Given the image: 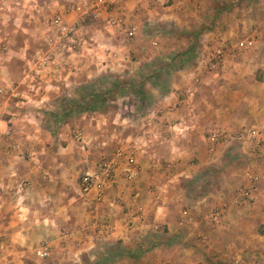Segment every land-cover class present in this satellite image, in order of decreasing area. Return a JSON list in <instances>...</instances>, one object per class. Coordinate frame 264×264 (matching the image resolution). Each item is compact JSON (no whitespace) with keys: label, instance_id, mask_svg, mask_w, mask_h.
<instances>
[{"label":"crops","instance_id":"crops-1","mask_svg":"<svg viewBox=\"0 0 264 264\" xmlns=\"http://www.w3.org/2000/svg\"><path fill=\"white\" fill-rule=\"evenodd\" d=\"M151 2L162 7H151ZM122 3L126 20L140 28L145 17L149 21L195 19L193 27L186 23L189 27L180 29L190 36L180 47L183 57H165L157 63L160 72L151 75L154 84L166 86L146 93L152 103L134 101L114 121L120 122L115 127V145L124 144L129 155L135 154L137 176L129 180L126 164H121L116 183L97 200L80 191L74 154L56 153L48 137H33L36 156L29 151L2 153L0 235L10 245L7 252L12 247L9 252L14 258L25 257L26 243L47 237L62 243L52 250L54 264L68 256L74 264H82L80 256L91 254L99 222L114 226L112 231L105 229L110 233L106 239L132 245L143 236L147 230L137 216L140 208L165 226L164 236L140 259L124 257L112 264L167 260L171 264H264V0ZM95 24L91 31H98ZM221 45L227 52L219 68L211 71L210 56ZM102 115L89 124L106 132L108 119ZM249 128L260 133L219 142L211 151L210 131L240 133ZM2 147L0 143V153ZM99 147L98 152L109 154L108 148ZM250 175L257 182L252 202L240 193ZM216 208L223 209L219 224L198 221ZM184 209L192 212L196 222L178 224Z\"/></svg>","mask_w":264,"mask_h":264},{"label":"rangeland","instance_id":"rangeland-1","mask_svg":"<svg viewBox=\"0 0 264 264\" xmlns=\"http://www.w3.org/2000/svg\"><path fill=\"white\" fill-rule=\"evenodd\" d=\"M73 1L75 0H13V3L9 4L8 0L7 10L2 14L3 19L0 16V76L6 91L4 95H0V120L3 131L0 135V143L3 144L0 156L1 161L2 153L29 151L30 156H36L37 147L33 137L39 134L41 138L48 137L56 153L74 154L76 162L73 168L80 171V187L81 176L88 167L95 169L98 161L112 157L118 147L130 153L124 144L115 145V127L120 126V122L114 121L121 113L129 111L131 105L135 104L134 101H137V104L146 101L152 103L147 99L146 93L155 86L160 89L166 86L163 82L154 84L150 80L151 75L160 72L157 71L160 69L157 63L165 57H183L180 47L188 42L190 36L181 33L180 29L186 23L193 27L195 19L149 21L145 17L144 27L139 26V31L133 36L120 33L115 28H107L99 22L95 24L98 31H91L92 27L88 29L87 36L91 38L74 54L58 56L54 63L43 62L49 51L45 41L48 20ZM150 4L151 7H162V4L155 2ZM187 25L185 27H189ZM2 45L7 48H2ZM96 92L105 93L103 101H92L90 93ZM102 114L108 119L106 126L109 130L106 132L89 124L90 121L96 123L95 118L102 117ZM125 125L129 124L125 122ZM104 139L107 142L103 145ZM90 141L97 142V146L92 147ZM99 146L108 148L109 154L98 152ZM132 156L133 163L137 166L133 152ZM2 164L3 162L0 166ZM121 164L126 162L121 161ZM83 165L86 168H83ZM119 171L120 166L118 173ZM23 186L25 187L24 182ZM3 214L0 212V216ZM60 217L65 223L67 218L63 215ZM103 224L107 223L95 224L98 237L92 238L94 246L91 254H81L79 261L82 264H97L100 261V253H106L107 247L111 245H151L160 241L166 230L165 226L159 223L161 230H147L143 236L136 238L132 245H127L120 239H106L110 233L101 228ZM111 226L114 230V226ZM6 244L0 235V264H54L57 260L52 250L61 247L62 243L53 242L47 237H42L38 242L31 240L26 243L29 247L25 248L29 249V252L24 254L25 257L16 258L9 252L12 247L7 252V246L9 248L10 245ZM42 244L51 249L50 256L45 259L35 254V249ZM13 251H16V248ZM68 258L61 264H74L73 259L69 256Z\"/></svg>","mask_w":264,"mask_h":264},{"label":"built area","instance_id":"built-area-1","mask_svg":"<svg viewBox=\"0 0 264 264\" xmlns=\"http://www.w3.org/2000/svg\"><path fill=\"white\" fill-rule=\"evenodd\" d=\"M123 0H75L63 7L60 12L54 14L48 20L45 32V41L48 44L49 51L42 60L43 62H55L58 56L65 54H74L78 49L91 38L88 37V29L95 23H102L107 28L118 29L121 33L129 36L135 35L139 31V26L135 22H128L124 14ZM8 0H0V16L7 10ZM6 49V45H2ZM227 52L225 45H221L214 49L209 59V69L216 71L223 62V58ZM5 87L1 83L0 76V95H4ZM1 130L0 120V135ZM260 130L256 128L245 129L240 133H233L225 129H214L210 131L208 138L212 143L211 151L214 152L216 145L219 142H230L235 138H243L249 134L254 136L259 134ZM261 145V140L255 142V148L258 149ZM133 156L124 151L122 147H118L113 156L98 161L95 169L87 168L80 179V189L85 195L94 194L97 200L104 198L105 189L116 182L118 169L121 161L126 162V175L129 179H135L138 173L137 166L133 163ZM0 156V164H1ZM257 189L256 178L250 175L249 184L241 187L240 193L242 197L252 202L255 198V190ZM223 213L222 208H216L208 211L198 219L201 223H210L217 225L220 223V218ZM137 216L141 221L142 227L146 230L158 232L161 230L159 223L150 221L149 217L139 209ZM196 222L190 210L184 209L178 219L180 226H185ZM112 230L110 224H103L101 228ZM35 254L40 258H48L51 254V249L48 245L42 244L35 249ZM162 264H171L170 260L164 261Z\"/></svg>","mask_w":264,"mask_h":264},{"label":"trees","instance_id":"trees-1","mask_svg":"<svg viewBox=\"0 0 264 264\" xmlns=\"http://www.w3.org/2000/svg\"><path fill=\"white\" fill-rule=\"evenodd\" d=\"M90 96L92 98V101L94 100H99L103 101L105 96V93H90ZM122 243V242H120ZM114 245H111L109 247H107V252L106 253H100L99 255V260L97 262V264H112L124 257H131L134 258L136 260L140 259L143 254L148 250L149 247H151L152 245H147L144 246L142 243H138L137 246L135 247H129L126 245H123L121 247H119V245L117 247H113Z\"/></svg>","mask_w":264,"mask_h":264}]
</instances>
